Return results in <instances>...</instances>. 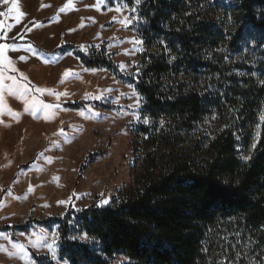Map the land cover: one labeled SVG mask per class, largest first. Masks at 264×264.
Wrapping results in <instances>:
<instances>
[{"label":"trees","instance_id":"obj_1","mask_svg":"<svg viewBox=\"0 0 264 264\" xmlns=\"http://www.w3.org/2000/svg\"><path fill=\"white\" fill-rule=\"evenodd\" d=\"M118 4L135 10V76L103 54L56 51L141 98L150 123L136 126L144 150L132 187L106 206L2 229L55 227L67 264H264V0Z\"/></svg>","mask_w":264,"mask_h":264},{"label":"rangeland","instance_id":"obj_2","mask_svg":"<svg viewBox=\"0 0 264 264\" xmlns=\"http://www.w3.org/2000/svg\"><path fill=\"white\" fill-rule=\"evenodd\" d=\"M134 13L118 0H0V264H67L55 227L2 228L106 206L132 187L144 150L136 126L150 123L141 98L109 71L56 50L103 54L135 76Z\"/></svg>","mask_w":264,"mask_h":264}]
</instances>
